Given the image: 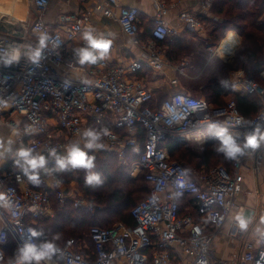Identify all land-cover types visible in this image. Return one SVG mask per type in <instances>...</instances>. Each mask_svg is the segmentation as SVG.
<instances>
[{
  "label": "built area",
  "instance_id": "obj_1",
  "mask_svg": "<svg viewBox=\"0 0 264 264\" xmlns=\"http://www.w3.org/2000/svg\"><path fill=\"white\" fill-rule=\"evenodd\" d=\"M49 1H27L32 20L6 15L0 19V24L15 27L9 33L0 32V55L14 49L21 53L18 63L10 67L0 65V101H3L0 120L5 115L19 117L21 145L46 154L52 147L62 153L72 142L83 143L81 135L88 122L102 125L108 121L115 130H109L102 149L113 153L122 165H126L128 154L135 156L128 165L129 176L142 175L149 191L130 211L133 227L121 223L111 228L91 227L88 233L91 252L87 246L67 240L57 245L62 258L53 257L47 264H264V248L247 238L250 223L246 230H241L232 218L243 171L250 163V169L257 173L264 145L232 159L230 170L219 166L193 173L170 161L166 149L160 147L162 141L169 139L184 147L195 144L203 153L206 143L214 140L211 124L228 128L234 136L258 124L264 125V85L250 77L231 74L233 92L242 97L253 96L259 102L252 118L242 116L233 99L216 108L204 98L183 91L157 103L136 75L145 69L164 75L169 67L161 44L177 36V30L164 21L174 6L152 0L155 9L152 26L142 39L137 8L119 6L117 0H95L83 15L62 16L54 26H49L43 22ZM212 2L198 0L199 15L206 16ZM113 9L121 32L142 50L144 58L125 64H114L107 58L97 64H79L72 50L83 46L82 32L93 28L90 17L111 13ZM261 18L264 19V14ZM177 20L192 32L203 29L199 17L189 12L179 13ZM232 33L238 40L231 52H218L228 33L217 47H210L223 62L230 60L239 42V36ZM41 35L48 39L37 66L23 53L37 47ZM73 72L79 73L78 76H73ZM260 76L264 81V73ZM169 84L176 85L177 80L171 79ZM139 128L143 131L141 137ZM47 165L55 166V160L50 158ZM18 179L14 173L0 171V264H15V257L8 258L9 247L15 251L27 238V229L45 217L52 198L60 208L71 201L73 208H83L92 214L95 211L82 196L65 191L58 182L42 190H31L19 189ZM184 198L193 200L197 217L179 216L180 201ZM261 214L264 216V206ZM220 239L232 242L235 247L228 259L214 255V245Z\"/></svg>",
  "mask_w": 264,
  "mask_h": 264
},
{
  "label": "trees",
  "instance_id": "obj_2",
  "mask_svg": "<svg viewBox=\"0 0 264 264\" xmlns=\"http://www.w3.org/2000/svg\"><path fill=\"white\" fill-rule=\"evenodd\" d=\"M262 14H264V3L261 0H213L209 15H199L198 17L204 26L213 27L207 33V39L210 40L207 42L208 47H217L227 32L233 31L242 39L240 48L236 53L237 67L235 68H250L253 72L260 73L264 70V19L261 18ZM151 26L152 23L149 25V29ZM180 42L176 38L161 44V46L165 45L169 48L168 53L165 54L168 60L176 61L182 57L184 52ZM234 44L233 42V46ZM250 78L254 80V78ZM201 87L202 92L200 93L203 97L196 98H204L213 107H221L226 102L225 98L231 97L230 99L236 103L238 112L246 118L254 117L259 109L257 98L253 96L242 97L233 92L226 69L220 80L207 82ZM196 91L198 92V90ZM86 127H106L109 130H115L108 121L102 125L88 122ZM117 132L121 134V131ZM142 134L143 131L139 128V136L141 137ZM140 142H142L141 138ZM218 143L214 139L208 144L209 146L207 145L208 148L202 154L192 156L195 160L193 168L196 171L206 172L219 166L227 170L231 169L232 159H227L222 153L216 151ZM160 147L165 148L171 158H182L180 151H178L183 147L182 144L166 139L160 143ZM89 154L95 157V168L92 171L100 173L103 179V183L100 185H86L87 171L84 169H69L61 172L56 171L54 165H50L48 168L52 170L50 172L65 188H73L87 203L94 206V213H89L83 208H73L72 202L68 201L62 211L53 218H40L31 225L33 229L43 233L40 239L54 238L56 245L67 240H73L79 246L87 244L91 252L92 243L88 237L91 227L111 228L117 223L127 227L134 226L130 211L147 196L149 191V186L142 175L137 178L129 176L128 165L135 160V156L128 154L126 165H122L113 153L102 148L97 149V152L89 151ZM211 159H216L217 163H221V160L228 161V165H210ZM185 168L187 172H190V169ZM192 203L194 204L193 200L189 198L182 199L180 217L187 215L197 217L196 209L193 208ZM184 206L189 208V212L185 213L182 210ZM261 247L264 248V245L261 244ZM14 252L10 246L8 258L13 259ZM81 252L86 253L85 250H81Z\"/></svg>",
  "mask_w": 264,
  "mask_h": 264
},
{
  "label": "crops",
  "instance_id": "obj_3",
  "mask_svg": "<svg viewBox=\"0 0 264 264\" xmlns=\"http://www.w3.org/2000/svg\"><path fill=\"white\" fill-rule=\"evenodd\" d=\"M27 1L28 0H0V19L4 18L6 15L18 20H32L31 12H28L27 9ZM94 1L95 0H50L43 17V22L46 25L54 26L56 21H58V19L62 16H81L83 13L91 9ZM161 1L166 6H174L169 9L165 15L164 21L167 25L177 30V36L174 39L177 38V40L181 41L180 46H182L184 54L176 61L168 60V58L165 57L169 63V67L164 71V75H157L145 69L139 72L136 75V78L142 83V85L152 92L158 103L174 92L183 91L193 97H196L199 92H197L195 88L188 85V82L184 81V79L188 78V74H191L193 72L192 70H195L194 65H192L190 60L195 57L198 58V55L201 56V53L197 51V42L195 40L197 37L205 39L206 34L212 30L213 27L208 28L203 24V29L200 32H192L187 29L183 23L177 20V15L181 12H189L193 15L199 16L200 8L198 0ZM117 3L119 6L134 7L139 10V24L141 28L140 38L144 39L147 37L148 32L150 31L149 25L152 23L151 18L155 14L152 0H117ZM207 15H209V13ZM116 19V9H113V11L108 14H93L89 19V23L95 29L97 34L103 33L112 41V49L109 50V53L105 58L114 64H125L130 60L144 58L142 50L132 45L131 40L121 32ZM230 32L231 33L227 32L228 34L223 39L220 46L231 48L233 47V40L237 42V36L232 33L233 31ZM218 52L223 54V51L221 50H218ZM206 59L207 57L201 62L203 64V67H201L202 74H199L200 72L198 67V75L193 77V79H199L201 75L203 76L205 75L204 73L207 72V82L220 80L224 76V62L221 59L212 56H209V58L207 60ZM213 61H215L214 65L209 66V64ZM71 74L76 77L79 73L73 72ZM228 78L229 84L231 85L230 74L228 75ZM171 79H176L177 84L170 85L169 81ZM225 101H227V98ZM19 124V117L16 115H5L0 120V171L8 173L11 172L14 173L15 176H19V179L16 182L19 189L28 188L31 190H42L54 182H58L61 186L60 181H58L51 172L46 173L43 170H40V183L34 184L28 180L27 176L23 174L21 169L15 167L14 152H10L8 149L11 147L14 150L22 146L19 141L20 134L17 130ZM81 145H83V143H81ZM64 151L61 154H63ZM94 151L97 152L96 149ZM47 167L49 166L47 165ZM246 167L247 169L243 171L244 179L241 184V191L236 196L234 201L232 218L235 219L239 212H244L250 219V227L247 232V238L254 241L255 246H261L262 241H264V216L261 214V208L264 206V149H262L259 157L257 174L250 169V163H248ZM61 187L65 191H73L65 188L64 186ZM73 192L78 195L75 191ZM192 206L194 209L196 208L193 203ZM182 208L185 213L189 212V208H186L185 206ZM62 209L63 208L58 206L55 199L52 198L50 207L46 211L43 219L53 218L57 213H60ZM233 248L235 249L232 242L226 239H220L214 245V255L218 258L228 259L233 254ZM10 255H13V253H10Z\"/></svg>",
  "mask_w": 264,
  "mask_h": 264
},
{
  "label": "clouds",
  "instance_id": "obj_4",
  "mask_svg": "<svg viewBox=\"0 0 264 264\" xmlns=\"http://www.w3.org/2000/svg\"><path fill=\"white\" fill-rule=\"evenodd\" d=\"M47 39L46 35H41L39 45L35 48H28L23 56L31 63L39 66ZM81 40L83 46L72 50L73 58L81 65L96 64L103 60L108 55L112 44L111 39L105 34H97L91 27L82 32ZM20 59L21 53L14 49L0 55V65L10 67L18 63ZM0 103H3V101H0ZM209 129L212 137L219 142L216 151L222 153L227 159H238L245 155L248 150L257 149L261 144H264V125L258 124L243 134L236 133L235 136L228 128L215 124L209 125ZM107 135H109V129L106 127H89L82 132L83 145L79 141L72 142L63 154L52 147L47 150V157L32 148L24 146L14 150L9 147L8 151L14 152L15 167L21 169L28 180L34 184L40 183V170L46 173L52 171L47 167L48 160L51 158L55 160L56 171L84 169L87 171L85 176L86 185L97 186L103 183V179L100 173L92 171L95 168V157L89 154V150L103 148L102 139ZM241 135L243 136L242 140L240 139ZM235 220L241 230H246L250 223L249 217L242 211L236 215ZM26 236L27 238L23 239V242L14 252L15 264H41V262L47 264L53 257L62 258L60 255L61 250L57 247L54 238L40 239L43 233L33 228L27 229Z\"/></svg>",
  "mask_w": 264,
  "mask_h": 264
},
{
  "label": "rangeland",
  "instance_id": "obj_5",
  "mask_svg": "<svg viewBox=\"0 0 264 264\" xmlns=\"http://www.w3.org/2000/svg\"><path fill=\"white\" fill-rule=\"evenodd\" d=\"M27 9H28V4H27ZM195 41L197 42V51H199V53H201V56L202 57L198 55V58L195 57V58H192L190 60V62H192V65H194L195 70H192L193 72L191 74L189 73L188 74V78H185L184 81H187L188 82V85H190L191 87H193L196 90H198L199 93H198V95L196 97H203L202 94L200 93V92H202L201 89H200V87L203 86V85H205L206 82L208 81L207 80L208 78L206 76L208 74H207V72H205L204 73L205 75H203V76L201 75V77L199 79H193V77H195V76L198 75L197 74V68L198 67H199L198 70L200 72L199 74H202L201 73V69H202L201 67H203L202 66L203 64L201 63L202 60H205L206 57L208 59L209 56H212V57H217V56L213 53V51H214L213 48L207 47V45H208L207 42L210 41V40L207 39V34H206V38L205 39H202L201 37H197V39ZM233 42L236 43L235 40H233ZM241 42H242V39L239 37L238 45L235 48V50L233 52V55L231 56L230 60L228 62H224L223 63L224 68L226 69L228 75L230 74V77H231V74L235 72L236 74H238L239 76H241L243 78L252 77V78H254L255 81H257L258 83L264 85V81H262L261 76H260L261 73H264V70H262V72H260V73H255L252 70H250V68H241V69H236L235 68V67H237L236 66V62H235L236 61V53H237L238 49L240 48ZM234 46H235V44H234ZM233 47H231V49H233ZM161 49H162L164 55H165V53H168V51H169L168 46L166 47V46L163 45V46H161ZM193 61H194V63H193ZM214 63H215V61L211 62L209 64V66L214 65ZM230 98L231 97H228L227 100H229ZM208 146L205 147V150L208 148ZM178 151H180L179 153L182 155V158H175V157L174 158L173 157L171 158L169 156V160L170 161H175V162H178V163L184 165V167H187L188 169H190V172L191 173H193L194 171H196L193 168V165L195 163V160H193L192 156L195 155V154L196 155L197 154H202V152L201 153L199 152V150L197 149L196 145L191 143V144L188 145V147H184L183 146ZM221 161H222L221 163H217V160L216 159H211L210 160V165H213V166H216V165L226 166V165H228V161L227 162H225L223 160H221ZM61 186H63L62 183H61ZM69 189L74 191L73 188H69ZM262 245H264V243H262ZM83 246H87V244H85V245L83 244Z\"/></svg>",
  "mask_w": 264,
  "mask_h": 264
},
{
  "label": "water",
  "instance_id": "obj_6",
  "mask_svg": "<svg viewBox=\"0 0 264 264\" xmlns=\"http://www.w3.org/2000/svg\"><path fill=\"white\" fill-rule=\"evenodd\" d=\"M11 29H15V27H12L9 23H5V24H0V32H4V33H9L11 32ZM212 141V140H211ZM211 141H208L206 143V146L211 142ZM44 154L46 157H47V154L46 153H42ZM50 161V158L48 160V162ZM255 173V172H254ZM257 174V173H255Z\"/></svg>",
  "mask_w": 264,
  "mask_h": 264
},
{
  "label": "bare ground",
  "instance_id": "obj_7",
  "mask_svg": "<svg viewBox=\"0 0 264 264\" xmlns=\"http://www.w3.org/2000/svg\"><path fill=\"white\" fill-rule=\"evenodd\" d=\"M0 11H1V10H0ZM219 50L223 51V54L232 51L231 48H229V47H225V46H220V47H219Z\"/></svg>",
  "mask_w": 264,
  "mask_h": 264
}]
</instances>
